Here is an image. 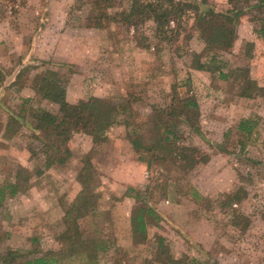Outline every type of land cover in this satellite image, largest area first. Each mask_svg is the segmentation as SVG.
Wrapping results in <instances>:
<instances>
[{"label": "rangeland", "instance_id": "1", "mask_svg": "<svg viewBox=\"0 0 264 264\" xmlns=\"http://www.w3.org/2000/svg\"><path fill=\"white\" fill-rule=\"evenodd\" d=\"M132 2L115 0L108 9L112 20H104L102 28L89 25L98 13L89 0H0V10L19 4L52 8L57 23L43 33L44 43L53 42L44 47L43 59L32 55L22 64L5 56L1 62L0 184L13 179L20 167L31 180L25 191L7 196L0 206V251L61 248L60 236L69 226L65 215L83 189L79 176L90 160L98 209L77 223L86 238L106 242L99 264H264V39L259 47L237 38L229 49L208 51L195 18H185L179 37L162 39L152 19H123L121 13ZM208 2L218 10L245 12L238 37L257 36L264 27V0ZM30 16H23L29 35L35 25ZM176 26L172 20L171 27ZM198 61L206 67L198 69ZM18 66L22 77L6 86V73ZM238 67L254 71L250 76L259 88L249 89L252 96H241L243 85L221 74ZM49 70L59 74L68 102L100 97L126 110L106 141L95 144L90 135L74 133L71 157L37 176L44 166L42 141L21 121L13 123V136L3 134L10 116L6 108H26L29 120L31 108L59 111L33 87ZM184 99L199 105L189 123L180 113ZM246 121L253 127L250 132L241 126ZM165 122L175 129L170 149L157 146ZM132 137L143 138L161 157H154L151 169L138 158ZM183 148H190L197 164L189 167L177 158ZM130 187L142 190L155 212L148 218L145 241L133 235L132 213L143 201H136ZM234 193L240 201L229 205L223 200Z\"/></svg>", "mask_w": 264, "mask_h": 264}, {"label": "trees", "instance_id": "2", "mask_svg": "<svg viewBox=\"0 0 264 264\" xmlns=\"http://www.w3.org/2000/svg\"><path fill=\"white\" fill-rule=\"evenodd\" d=\"M114 1L89 0L94 11L98 10L96 17L91 19L92 22L89 25L92 27H105L103 21L112 20L108 9L114 6ZM244 13L239 8L218 10L208 0H133L129 11L123 12L121 15L123 19L130 23H137L136 19L139 21L152 19L155 23L157 36L162 39L179 37L183 29L182 23L187 22L185 18H188V20L195 18V25L200 29L209 51L212 49L225 50L234 45L238 38L237 26L240 17ZM172 20L177 21L175 28L171 27ZM259 35L264 36V27L259 31ZM250 46L254 48L253 43H250ZM196 55L201 57L199 54ZM196 67L204 69L206 64L198 61ZM221 74L224 77L232 76L234 81L238 82L239 85H243V91L240 92L241 96H252L253 94L249 92V89L259 88L258 82L250 76V68L238 67L228 74L224 72ZM1 75L2 79L5 78L0 69ZM21 77L22 74H19L18 78ZM33 87L42 99L57 104L59 111L52 112L40 107L31 108L32 115L31 120H29L25 113L26 108H21L19 111L6 108L10 116L3 135L13 136L16 133L15 130H12L13 123H20L21 121V126L30 129L34 134V138L42 141L45 155L44 166L37 169V176L43 175L55 164L65 163L71 157L69 142L74 133L83 132L90 135L95 144L106 141L109 130L120 123L118 121L119 117L126 110V108H123V111H121L120 106L115 102L100 97L80 100L75 104L68 102L62 80L59 74L53 70H49L48 74H41ZM182 103L183 109L180 113L186 115L182 117V121L189 123V115L198 114L200 111L199 105L193 99H184ZM173 113L171 112L172 116L175 115ZM192 125L197 131H200L195 124ZM241 126L247 132H250L253 128L249 121ZM160 129H163L162 133ZM158 132L161 139L157 140V146L170 149L172 145L171 135L175 134L173 125L165 122ZM130 140L138 154V158L146 162L149 169L153 167L154 157L161 159L160 156L152 154L153 145L146 144L143 138L132 137ZM188 150L190 148L179 150L177 158L181 157L183 162L186 161L189 167H192L194 163L197 164V160L195 155H191ZM24 172H26V169L20 167L13 179H8L0 184V206L7 196L16 195L27 189L31 179L29 176L24 175ZM94 176L93 166L88 160L79 176L83 189L65 215L69 226L60 236L59 240L62 246L59 250L39 251L34 249L25 251L7 249L3 252L0 251V264H99L100 252L105 249L106 242L98 238H86L77 223L81 217L97 213L96 188L92 184ZM128 192L134 194L133 197L136 201H143L141 206L134 209L131 223L134 238L136 237L137 241H145L147 239L148 218H151L155 212L148 203L144 202L142 190L130 187ZM223 200L228 201L230 205L235 201H240L241 197L234 193L227 195ZM163 243L164 239L160 238L159 245L163 246ZM174 262L180 264L181 260H175Z\"/></svg>", "mask_w": 264, "mask_h": 264}, {"label": "crops", "instance_id": "3", "mask_svg": "<svg viewBox=\"0 0 264 264\" xmlns=\"http://www.w3.org/2000/svg\"><path fill=\"white\" fill-rule=\"evenodd\" d=\"M38 12H36V11ZM38 17H34L36 13ZM54 13V9L52 8H43L41 10L31 9L22 7L20 4L15 6L14 8L11 6L6 7L3 10H0V69L2 72L4 71L2 68V59L7 56L8 58L14 57L17 59V62H22L24 64L32 55L34 57H38V59H43V55H45L46 51L44 47L52 46V40L44 43L43 33L45 31H51L52 28H55L57 23L53 22L52 15ZM32 15L31 21L34 20L35 25L32 33L29 35L27 32H24L23 28L27 26L28 21L23 20V16ZM45 20V21H44ZM43 21V22H42ZM44 23V25H43ZM259 35V34H258ZM245 36L244 38L238 37L240 41L250 40L257 47H259V42L264 39V36ZM25 49V50H24ZM261 56V53L259 54ZM263 64V59L258 60V63ZM264 65V64H263ZM19 67V68H18ZM16 67V69H10L6 74V78L9 79L8 84L6 86H14L16 85L17 79L19 77L20 66ZM261 68V67H260ZM260 68H257V74H261ZM18 71V72H17ZM253 72V73H252ZM250 74H254V71L251 70ZM255 79V78H254ZM7 82V81H6Z\"/></svg>", "mask_w": 264, "mask_h": 264}]
</instances>
